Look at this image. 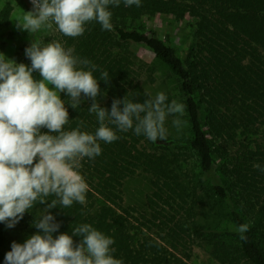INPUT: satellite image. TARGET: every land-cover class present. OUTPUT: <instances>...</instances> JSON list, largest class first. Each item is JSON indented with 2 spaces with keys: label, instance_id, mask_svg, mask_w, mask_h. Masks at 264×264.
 <instances>
[{
  "label": "trees",
  "instance_id": "16d2710c",
  "mask_svg": "<svg viewBox=\"0 0 264 264\" xmlns=\"http://www.w3.org/2000/svg\"><path fill=\"white\" fill-rule=\"evenodd\" d=\"M24 3L32 10L30 0ZM13 10L12 4L3 7L0 27L9 25ZM110 10L111 31L93 21L73 38L54 25L44 43L58 41L96 66L97 103L108 109L114 99L142 103L153 97L135 61L136 50L145 47L177 77L188 130L175 134L165 125L163 140L129 130L110 144L101 142L99 156L80 161L86 203L49 209L59 232L71 234L88 223L113 238L114 256L124 264H191L196 245H206L220 264H264V172L253 167L264 166V0H142L140 7L121 3ZM158 14L187 22L182 48L170 34L137 24ZM19 62L30 65L26 56ZM61 98L69 114L65 130L94 132L91 99L82 97L72 108L70 98ZM141 173L151 183L144 207L126 200L128 180ZM54 199L35 203L13 228L0 223L2 264L13 230L24 224L36 233L35 217ZM243 223L250 225L246 241L235 230Z\"/></svg>",
  "mask_w": 264,
  "mask_h": 264
},
{
  "label": "clouds",
  "instance_id": "9594fccd",
  "mask_svg": "<svg viewBox=\"0 0 264 264\" xmlns=\"http://www.w3.org/2000/svg\"><path fill=\"white\" fill-rule=\"evenodd\" d=\"M32 10L17 19L16 28L29 34L42 27L57 30L67 37L84 34L85 25L96 22L101 30L111 31V7H140L142 0H30ZM30 65L16 63L0 53V223L15 227L34 204L47 203L33 226L38 230L23 243L15 241L3 264H124L114 256L113 238L88 223L60 233V223L49 209L57 203L64 208L74 202L86 203L88 185L80 172V161L95 159L102 152L101 142L110 144L118 132L131 130L155 142L168 134L166 120L179 131L185 105L168 101L164 92L141 102L114 99L110 109L97 103L99 81L96 66L74 54L58 41H32L25 48ZM39 73V79L33 73ZM107 80L108 73L101 74ZM76 108L82 97L91 99L89 112L96 116L94 132L80 127L65 130L69 121L64 100ZM46 129V131H42ZM260 172L264 166L254 164ZM250 229L239 224L236 232L242 241ZM59 233L57 235H54ZM73 237H79L74 243Z\"/></svg>",
  "mask_w": 264,
  "mask_h": 264
},
{
  "label": "rangeland",
  "instance_id": "374dc122",
  "mask_svg": "<svg viewBox=\"0 0 264 264\" xmlns=\"http://www.w3.org/2000/svg\"><path fill=\"white\" fill-rule=\"evenodd\" d=\"M6 4H12L14 7L13 14L9 25L0 27V53L7 58L19 62V58L25 56V48L30 45L32 41L44 43L53 35L55 30L52 28L42 27L38 32L29 34L27 31H21L16 28L17 19L23 17L26 9L24 0H0V11ZM137 24L144 27L153 26L157 29L161 36L170 34L174 40V44L178 48H182L188 36V28L186 21H177L173 16L168 14H158L155 16H143ZM193 42L190 40V42ZM187 45H189L187 43ZM185 46V45H184ZM136 65L142 69L143 75L141 82L144 84L146 90L154 97L158 92L171 94L173 100L182 103L179 90V81L169 67L158 60L145 47H139L136 50L135 56ZM186 113L181 119L184 121L183 127L177 131L172 126L173 117H168L166 126L175 134L187 132L188 124ZM151 191L150 176L146 173H141L134 178L128 180L126 184V200L130 204H137L144 207L146 203V196ZM17 226V225H16ZM30 227L19 225L17 229L13 230L11 234V241L23 243L28 237L35 234H30ZM0 264H2L0 262ZM191 264H220L216 261L206 245H196L194 248L193 260Z\"/></svg>",
  "mask_w": 264,
  "mask_h": 264
}]
</instances>
